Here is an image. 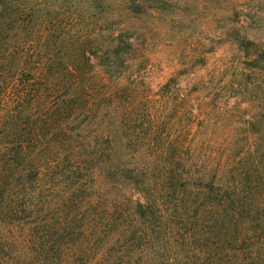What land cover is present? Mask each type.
<instances>
[{"label":"trees","instance_id":"1","mask_svg":"<svg viewBox=\"0 0 264 264\" xmlns=\"http://www.w3.org/2000/svg\"><path fill=\"white\" fill-rule=\"evenodd\" d=\"M0 264H264V0H0Z\"/></svg>","mask_w":264,"mask_h":264},{"label":"rangeland","instance_id":"2","mask_svg":"<svg viewBox=\"0 0 264 264\" xmlns=\"http://www.w3.org/2000/svg\"><path fill=\"white\" fill-rule=\"evenodd\" d=\"M200 28V21L194 20L192 23V29L198 31ZM166 40L161 34H157L152 41L151 56L152 63L149 66V80L154 87L164 83L169 77L174 75L178 68H180V54L179 50H175L170 46H165L162 43ZM225 55L222 49H220L215 55L214 60H217L220 56Z\"/></svg>","mask_w":264,"mask_h":264}]
</instances>
